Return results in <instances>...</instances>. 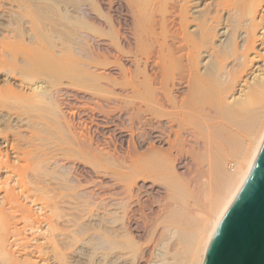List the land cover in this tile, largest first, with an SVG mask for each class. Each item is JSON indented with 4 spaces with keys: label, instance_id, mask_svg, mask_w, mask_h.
Instances as JSON below:
<instances>
[{
    "label": "bare ground",
    "instance_id": "1",
    "mask_svg": "<svg viewBox=\"0 0 264 264\" xmlns=\"http://www.w3.org/2000/svg\"><path fill=\"white\" fill-rule=\"evenodd\" d=\"M92 1L94 2L95 0ZM3 2L4 1L0 0L1 7ZM150 3L151 5L147 3V5H149L148 9L151 10L150 12L148 10V12L150 14L152 13L150 18H153L154 28L151 27L148 32L143 31L141 38L137 39L135 42L137 53L140 52V55L136 54L135 60L137 59L136 61L140 62V65L141 63L143 64V69L140 68L139 64L137 65L139 70H141L142 73L144 72V75L142 74L143 78L139 76L134 77L133 73L131 78H134L129 82L131 88L134 90L133 92H136L135 95L137 94L139 98V101L137 103L135 102L136 106L133 105V100V103H129V98L127 99V97H125L128 100L127 103L132 104L134 108L124 109L127 105V103H124L125 106L122 108L124 110L121 109L111 114L116 111L114 110L110 113L111 115L96 112L99 113L96 118L92 117L96 113L88 107L77 111L79 114L85 113V116L91 119L90 122L88 121L89 123L86 122L85 127L87 124L90 126L93 119L95 122H93L91 126L101 128V130L104 131H112L117 135L120 142L118 145L121 149H123V143H126L127 149L124 148L125 150L123 149L124 152H122L124 155L128 152L138 153V151H141L143 148L148 150L149 160L143 165L139 163V160H133L130 165L126 164L125 160L115 159L113 153L118 155L123 154L116 152L115 146L112 148L109 147L112 143L109 137H105L103 143H99L100 141H95V137L93 138L87 130L84 132L83 129L84 134L79 132L75 122L77 120L74 121L73 119L78 113L69 110L67 104L70 100L77 99L83 101L87 99L86 101L90 103L91 100L89 101V97L96 99L92 96L93 93L85 94V90V93L71 91L66 85L57 86V83L45 86L42 85L44 84L42 82L39 84L37 79H32L26 72H30L35 65L46 66L48 59L51 57L53 59L54 54L52 51L50 52L48 49L35 43V48L39 47L40 49L35 52L33 51V54L40 56L41 61L38 62L35 56L32 57L33 59L31 58L32 61L25 58L23 50L24 47H26V43L30 40V37L28 36L29 40H27L23 35V33L25 34V30L20 20H18L19 22H15L16 32L14 33L16 34L12 38L8 35L10 39H3L6 37L4 35L5 28L3 29L2 26H0V101L3 104L4 100L8 99L9 101V99H13L30 103V105L34 102L43 104L47 109L46 111L48 113L50 111L53 117L51 121H54L55 124L57 123L58 126H56L63 132V134H60L66 137L63 139L61 137L62 140L59 138L62 144L66 146H63L66 152L68 149L71 151L72 149L69 145L74 144L73 146H76V152H84L85 156L89 157L88 159L97 160L101 156L102 160L105 159L107 163H109L108 159L114 160L113 163L117 162L118 165L117 163L114 164L116 167L114 166L112 173L115 174L114 176H110L112 179L108 178V172H106L108 173L106 174L100 169L102 173L98 168V170H95L97 171L96 175L100 181L111 182L110 185L106 184V186H102L103 192L101 193L109 191L115 195V197L111 199L110 197H102L99 203H108L107 205H109L110 201L115 202L121 209L124 217L122 225V229L124 230L123 233L112 234L107 231H102L100 233L90 232L91 227L89 226V229L83 228L78 221V217L73 218L70 217L72 213L63 212V206L59 205L61 201L57 200L56 197L58 196L55 197L52 193L54 191L53 188L47 187V189H43L42 187L38 188L40 187L38 185V187L34 185L36 187V189H34V195L32 191V195L26 194V189L25 193L23 192L26 194L25 197L24 194L20 196L29 199L31 204H34V207L37 206L35 208V210H38H36L37 213H42L38 214L44 217V227L42 224V226L39 225L41 229L37 226H32L30 229H27L30 230V237L32 235H38L37 237L41 236L40 241L34 236L31 237L34 243H30L28 246L26 245L27 248H30V251H27L24 256H15L11 250L9 238L4 236L3 233L7 230V223L6 216L3 210L0 209V264H62L66 261L71 248L77 242L84 240V234L86 233L89 239L93 238L98 241V243H96L97 246L94 248L92 247L93 244L90 245L93 248L91 253H97L98 255L100 252L98 253L97 251L103 250L104 252L102 251V255H106L108 252L111 253V251H123L132 259L133 263L131 262V264H147V259L151 254L152 244H142L138 242L137 239L147 237L153 238V241H157L163 234L166 236V231L171 233V229H174L179 236L175 246L172 251H170V258L172 259L171 264H203L207 247L222 217L244 185L255 162L259 147L264 140V18L260 15L264 12V0H154L152 2L150 0ZM21 4H17L18 8ZM84 4H78V12L86 10ZM150 7L152 8L150 9ZM145 10L147 11V9ZM148 12H146V17L150 15ZM21 20L23 21V19ZM150 21L149 19V22H147L153 23ZM12 23L14 24V22ZM138 23L137 21V29L141 31V25ZM15 27H13V30H15ZM22 30H24L23 33ZM72 33L74 32L72 31ZM82 35L84 36L83 33ZM89 38H91V36ZM119 38L123 37L118 36L117 43H121ZM81 39L82 38H77V42L83 41V39ZM66 40L68 39L66 38ZM83 43L87 44L86 41ZM89 43L96 48L101 47L102 49H105L107 45L102 40L98 39H94L93 41L89 40ZM46 45L48 48L52 47L48 43ZM80 46L83 45L81 44ZM88 48L89 47H87V49ZM68 50L70 52L72 51V56L73 53L80 55L78 46L73 47L75 52L70 48L65 49V51H67L66 54ZM132 65L134 67V64ZM107 74L108 73H106V75ZM18 78H21L22 81L18 80ZM28 78H30L32 82L28 83L30 87L28 89L29 92H25L26 90L21 86V83ZM90 78L91 77H89V79ZM118 80H121V78ZM15 81L18 83H15ZM97 83H100V81ZM93 84L92 86H94ZM99 85L102 84H98V88H100ZM104 88H100V90ZM91 90L93 91L94 89L91 88ZM107 90H109V88ZM95 95L97 96L98 94H94V96ZM100 96H102V94ZM114 97L115 95L113 98ZM113 98L108 99V102ZM117 99L119 100L117 101ZM115 100L119 103L120 98H116ZM122 103L123 100L121 104ZM100 105L102 106V103ZM105 105H107V103L104 104V107ZM127 106L129 107V105ZM9 117H7V119ZM124 120L127 121L124 122ZM118 122H120L121 125H119L120 123ZM40 123L41 122H39V124ZM125 123L128 126L130 125L129 123L132 125L134 123V129L132 130L131 128L130 131V127L127 128L128 126H126ZM11 124H13V122ZM24 124H26V122ZM31 125L29 123V127ZM47 127L48 126H46V129H48ZM42 129L43 128H41L40 131ZM6 130L8 131V129ZM48 132H50V130H48ZM1 135L5 134H3V131L0 129V136ZM54 135L51 136L52 139L55 137ZM70 137L73 138L72 141ZM52 139L50 140L52 141ZM33 140L36 141V137ZM11 141L1 140L0 142V144H4L1 147L5 148L3 151V148H0V166L5 167V170L10 168L13 163L12 161H16L15 155L13 156L14 153L10 155L12 150L8 152L12 145L10 144ZM28 141L23 143H27ZM31 144L33 143L31 142ZM34 144L33 146H35ZM56 146H58V144ZM39 147L37 149H39ZM44 148L47 147L44 146ZM55 148H53L52 151L59 150V152L65 156L64 158H66V161H62V159L60 161L58 157H54L56 154L54 153L53 156L51 155L52 157L48 156L50 160L52 159L53 165L59 166L60 169L61 167L62 169L73 167V163L67 160L73 157L74 154H72L71 157L67 156L69 157L67 159L66 155L69 152L66 153L64 151L66 154H63L64 152H61L62 147L60 148L61 150ZM12 149H14V146ZM94 150H98L97 153H99L100 156H96L95 153H93ZM103 150L107 152H102ZM118 150L120 151V149ZM73 151H75V148ZM45 152L47 153V151ZM41 156L43 157V155ZM58 156L61 155L59 154ZM34 157L36 158L37 156ZM124 157L125 156H123V158ZM137 157L139 158V154ZM47 160L49 159L47 158ZM41 162L43 163L44 160ZM37 163H35L36 166ZM39 163L38 166L44 165V163L43 165L41 163L39 165ZM113 163L111 165H113ZM88 164L89 166H91V164L92 166H97V164L92 162ZM198 167H204L205 170L203 174L205 175L206 172V175L210 176L211 180L202 181L201 179L203 178L200 176L193 177L190 175L193 178L188 179L186 182L187 175L185 176L184 173L194 168L198 169ZM59 168L54 169V171L57 169L59 170ZM62 169L60 175L56 174L53 176L52 174L50 178L54 179L53 177L56 178L57 175L61 177V174L64 173V169ZM11 171L13 172L12 169ZM35 171L36 170H34V172ZM40 171L39 173L37 172V176L41 174ZM46 171L47 170L43 171L41 176H39L44 177L47 173ZM27 172L28 171L25 173ZM50 172L52 171L50 170L49 173ZM58 172H60V170ZM49 173H47L48 177L45 175L44 179L49 178ZM28 174L25 176H28ZM66 175L68 174L64 176L66 177ZM204 175L202 177H204ZM17 176L18 175H16V177ZM64 176L63 179L65 178ZM184 176L186 178H184ZM31 177H29V180L27 178L28 184ZM106 178H108V180ZM63 179L61 178V180ZM64 181L65 183L63 184L67 188H72L70 184L73 183V179L71 177L67 176ZM41 182H43V179L40 182L38 181V183ZM44 182L46 183V180ZM49 183L51 184L52 182ZM59 183L60 187L61 182ZM17 184L21 187L18 189L20 193L22 192L21 189H23V183L17 181ZM31 184L32 183H30V185ZM30 187H32V185ZM63 187H60V189ZM78 192L77 195H82L81 197L85 199V191L79 190ZM56 193L54 192V194ZM95 193L97 194V192ZM64 194L66 195V193ZM5 198L7 202L12 200L10 193H6ZM91 198L93 200V196ZM86 199H89V197ZM37 200L40 204L37 203ZM63 201L64 200H62V202ZM97 201L93 202L88 200L85 204L90 206L91 204H97ZM25 217V219H22L24 222L29 216L25 215ZM61 218H64V221H60ZM80 218L82 219V217ZM106 221L110 222L108 220ZM106 228L109 229L110 227ZM112 231L113 230H111V232ZM22 234L25 235V233ZM161 240L163 239H160V241ZM87 242L90 241L87 240ZM91 243L93 242L91 241ZM17 245L18 244H15L13 246L16 247ZM26 246H24V248ZM17 250L19 251L20 249ZM182 252H184V255ZM102 255L100 253V256ZM107 256L109 255L107 254Z\"/></svg>",
    "mask_w": 264,
    "mask_h": 264
},
{
    "label": "rangeland",
    "instance_id": "2",
    "mask_svg": "<svg viewBox=\"0 0 264 264\" xmlns=\"http://www.w3.org/2000/svg\"><path fill=\"white\" fill-rule=\"evenodd\" d=\"M2 1H4V2H3L2 7L0 6V26H2L3 29L5 28L4 29L5 33L4 32L3 33L7 37V38L5 37L3 39L4 40L10 39V37L12 38L16 34V33H14V32H16L15 22H19L18 20H20V22L23 24V27H24L23 29L25 30V34L23 33L24 30H22L23 35L25 36V38L27 40L30 39L26 43V47H24V50H23L24 57L31 60V58L33 56H35V58L37 59L38 62L41 61L40 56L33 54V51L35 52V51L40 49L39 47L35 48L36 44H39L41 47L48 49V51H50V52L52 51V53L54 54L53 59H52V57L48 59L46 66L35 65V67L32 68L30 70V72H26V74L28 73V75L30 77H32V79L34 78V80L37 79L39 84H41L40 82H42V83H44L42 85H45V86H47L48 84H52V83H55V84L57 83V86L66 85L67 88H69V90H71V91H75V92L79 91V92H83V93L86 92L85 94L93 93L92 96L96 98V99H94V98L89 97V101L91 100L90 103L86 101L87 99L84 101L80 100V99L70 100L67 104L69 110H72V112L78 113L77 111H80L81 109H85L86 107H88L90 110H92L95 113L100 112L101 114L109 115L114 110H116V111H114L111 114H114L115 112H118L119 110L124 108V106L128 100H129V103H133V101H134L133 105H135V102L137 103L139 101L137 94L135 95L136 92L135 93L133 92L134 90L131 88L129 82L136 76L143 78V75H144V72L142 73L141 70H139L138 65H137V64H139L140 68H142L143 64L141 63V65H140V62H137L136 61L137 59L135 60L136 54L140 55V52L137 53L138 51L135 47V42L137 39L141 38L143 31L148 32V30H150L151 27L154 28L153 18L152 19L150 18L152 13L150 14L149 12L151 10L148 9L149 5H151L150 0H95L94 2L92 0L91 1L90 0H81V1H78V0H21V1H19V0L18 1L17 0L16 1L2 0ZM152 1H154V0H151V2ZM66 2H69V3H66ZM18 3H20V4L22 3L19 8L17 6ZM80 3L81 4L85 3L84 5H85V9L87 11L85 10L82 12H78L77 8L79 7L78 4H80ZM147 3H149V5H147ZM151 8L152 7H150V9ZM145 9H147V11ZM148 10H149V12H148ZM146 12H148V14H150L149 16H147L148 18L146 17V15H147ZM15 13H17V14H15ZM1 14H3V15H1ZM260 15L264 18V12H262ZM21 19H23V21ZM149 19L151 20L150 22H153V23H148ZM11 21L14 22V24ZM137 21L139 22L138 24L141 25V31L139 29H137ZM10 25L15 27V30H13L14 28ZM61 29H62V31H61ZM72 31L74 33H72ZM38 32H39V34H38ZM80 32H82L84 34V36ZM8 35L10 37H8ZM32 35H33V37H32ZM62 35H64L65 37ZM90 36H91V38H89ZM118 36L123 37V38H119L121 43H117ZM62 38L64 41L62 40ZM66 38L68 40H66ZM77 38H82L83 41H80L81 43L78 41L79 42L78 43ZM94 39L102 40L108 46L106 45L105 49H102L101 47L96 48L92 44L89 43V40L93 41ZM73 41H74V43H73ZM84 41H86L87 44L83 43ZM46 42L49 45H51L52 47L48 48L46 45L47 44ZM75 43L76 44L78 43V44L76 45ZM79 44L80 45L82 44L83 46L84 45L85 46L83 47V46H80ZM61 46H63V47H61ZM75 46L79 47L80 55L73 53V56H72L71 55L72 51L70 52L69 50H68V53H67L68 55H67L66 54L67 51H65V49L70 48L71 50H73V47H75ZM85 47H86V49H87V47H89V48L86 50ZM92 49H94V50H92ZM74 50H73V52H75ZM63 51L65 52V54ZM142 54H141V56H142ZM129 61L131 64L129 63ZM132 64H134V67ZM133 68H134V70H133ZM101 69H104V70H101ZM106 73H108V74L106 75ZM133 73H134V77L131 78V76H133ZM92 76H94V77H92ZM89 77H91V78L89 79ZM120 78H121V80H118ZM43 79H44V81H43ZM18 80L22 81L21 78L20 79L18 78ZM46 80H48V81H46ZM93 80H94V82H93ZM17 81H15V83ZM99 81H100V83H97ZM112 81H114V82H112ZM29 82H32L30 80V78L24 80L21 83V86L24 88V90H26L25 92H29V90H28L30 88L28 85ZM104 82H106V83H104ZM93 83H95V84H93ZM92 84L94 86H92ZM98 84H102V85H99L100 88H104V87L105 88L100 90V88H98ZM48 86H50V85H48ZM91 88L94 90L92 91ZM108 88H109V90H107ZM84 90H85V92H84ZM96 90L99 92H97ZM105 91H107V92H105ZM117 92H119V93H117ZM94 94H98V95L94 96ZM101 94H102V96H100ZM124 94H125V96H124ZM114 95H115V97H114L115 99L120 98L119 103L117 102L119 99H117V101H116L113 98ZM128 95H130V96H128ZM107 96L114 99V100L113 99L109 100V102L111 101L112 103L108 102V99H110V98H108ZM122 97H123V99H122ZM125 97H127V99L128 98L129 99L127 100ZM132 97L133 98L136 97V98L133 99ZM92 99L95 101H93ZM102 99H105V100H102ZM6 100H7V103H6ZM6 100L3 101V104L0 101V109H1L0 110V129L3 131V134H5V135L0 136V142H1V140L2 141L8 140L9 142L12 140L10 143L12 145L10 146L11 148L9 147L10 150H8V152H10L12 150L10 152V155L12 153H14L13 156L15 155L16 161L15 162L12 161L13 163L10 166V168L6 169L8 171L5 170V167L0 166V209L3 210L4 215L6 216V223H7V230H6V232L4 231L3 233H4V236L9 238L8 239L9 244L11 245V250L14 253V255L17 257L24 256L27 251H30V248H27V246L30 243H34L33 240L31 239V237L34 236L35 238L39 239V241H40L41 236L37 237L38 235L37 236L32 235L30 237L29 236L30 230H27V229H30L32 226L33 227L37 226L38 228L40 226H42L44 217L40 215L42 213H40V212H38L40 214L37 213V211H38L37 209H36L37 211L35 210V208L37 206L34 207V204H31L29 199L24 198L26 194H30V195L33 194L34 195L35 194L34 189H36L35 186H37V185L40 186V187L37 186L38 188L42 187L43 189H47V187L53 188L54 191L52 193L55 197L58 196V197H56L57 200L61 201L59 205L63 206V212L64 213H67V212L72 213L70 217H73V218L78 217L79 218L78 221L81 223L83 228L87 229L89 226L91 228L93 227L92 229L90 228V232L100 233L102 231H107L108 233H112V234L113 233H123L124 230L122 229V225L124 222V217H123V213H122L121 209L118 207V205H116V203L112 202V201L109 202L110 203L109 205H107L108 203H106V204H100L99 203V200H101L102 197H110V199L115 197V195L109 191L106 193H101V192H103V187L106 186V184L110 185L111 182L110 181L109 182L100 181L96 175L97 171H95V170L101 169L105 173L108 172L109 174L108 173H106V174H108L109 175L108 178H110V176H114V174H115V173L114 174H112V173H113L114 166L116 167V165H114V164H116L117 162L113 163L114 160L108 159L109 163H107V161H105V159L102 160V157L100 156V154L97 153L98 150L97 151L94 150L93 153H95L96 156H100L99 159H97V160H92L91 158L88 159L89 157H86L84 152H82L83 154L78 150H77L78 152H76V146H73L74 144L69 145V147H71L72 150L69 151L70 149H68L67 152H69V153H67L66 149L64 148L66 146L64 144H62V142L60 141L66 137H65V135H61V134H63V132L58 129L59 127H57L58 126L57 123L55 124L54 121L53 122L51 121V120H53V117L51 116L50 111H49V113L46 111L47 109L43 104L38 103V102H34V103H31L32 105H30V103H26V102H22V101L20 102V101L13 100V99H12L13 101L11 99H9L10 102L8 101V99H6ZM122 100H123V103L121 104ZM130 100L131 101L133 100V101L131 102ZM113 101H114V103H113ZM94 102H95V104H94ZM96 102H98V103H96ZM101 103H102V106L100 105ZM103 103L104 104L107 103V105H105V107H104ZM23 104H25V105H23ZM33 104H34V106H33ZM97 104H98V106L99 105L100 106L98 107ZM40 105H41V107H40ZM127 105H129V107ZM127 105L125 106L124 109H127V108L130 109L131 107L134 108V106L132 104L127 103ZM25 106H26V108H25ZM35 106H38V107H35ZM124 109H122V110H124ZM103 110L105 113L103 112ZM8 113H9V115H8ZM98 114L99 113H96L92 117L96 118L98 116ZM37 116H38V118H37ZM7 117H9L8 118L9 120L7 119ZM73 119H74V121L77 120V121H75L77 124V128H78L77 130L79 132H81L82 134H84L83 129H84V132H86V130H87L89 132V134L91 136H93V138L95 137L94 138L95 141L98 140V141H100L99 143H103V139L105 137H109L112 140V143L109 147L112 148L115 146L116 152L122 153L125 150L124 148L127 147L126 143H123L122 148L124 150L120 148V146L118 145V144H120V142L117 138V135L114 132L107 131V130L104 131V130H101V128H95L94 126H91L93 124V122H95V120H93V119L91 122L92 124H90V126L87 124V126L85 127L86 122L89 123L91 120L89 117L85 116V113H81V114L78 113L75 115V117ZM113 119H115V118H113ZM127 120H124V122ZM12 122H13V124H11ZM25 122H26V124H24ZM39 122H41V123L39 124ZM29 123H30V125L32 124L30 127H29ZM118 123H120V122H118ZM42 124H43V127H42ZM129 124H130L129 126L127 124H126V126H128L127 128L130 127L129 129L131 131V128H132V130L134 129V127H133L134 123H133V125L131 123H129ZM10 125H11V127H10ZM38 125L40 128L38 127ZM119 125H121V123ZM46 126H48L47 127L48 129H46ZM44 127H45V129H44ZM37 128L39 131L37 130ZM41 128H43V129L40 131ZM6 129H8V131ZM48 130H50V132H48ZM43 131L44 132L47 131L46 133H48V134L44 133ZM49 133H50V135H49ZM53 135L55 137H53V139H52L51 136H53ZM56 135L58 138L56 137ZM34 136L36 137V141L33 140V139H35ZM61 137H62V139H61ZM37 138H38V141H37ZM54 138H57V139H54ZM59 138H60V140H59ZM70 138H72V137H70ZM28 139H29V141H28ZM30 139H31V141H30ZM50 139H52L53 142ZM57 140H58V142H57ZM72 140H73V138L71 139V141ZM26 141H28V142L23 143ZM31 142L33 144L38 142L39 144L36 143L37 145L34 144L35 146H33V144H31ZM51 142H52V144H51ZM54 142L56 145L58 144V146L59 145L60 146L59 147L56 146L54 144ZM60 142H61V144H60ZM14 144H16V145H14ZM3 145L4 144H0V148L1 149L3 148L2 151L5 150L4 147H1ZM40 145H42L43 147ZM13 146H14V149H12ZM44 146L47 147L49 150L47 148H44ZM38 147H39V149H37ZM52 147L53 148L57 147L55 149H58V148L60 149L62 147L61 148L62 150L61 149L60 150H61V152L65 151L67 153L66 157L67 156L71 157L72 154H74L73 157H71V158L67 157V159L69 158L67 161L72 162L74 165L73 167H70V168L68 167L67 169L63 168L64 169L63 170L62 167L60 166L61 169L63 170V172L65 174H68V175H66V177L68 176V177H71L73 179V181H72L73 183L72 184L69 183L70 185H72V188H69V187L67 188L63 184V183H65V181H64V179L66 178L64 176L65 174L62 173L61 174L62 176L58 177L61 173V169L59 168V166L57 167V166L53 165L52 159L50 160V158L48 157V156L52 157L53 154L56 153L54 155V157H58L60 159V161H61V159H62V161H66V158H64L65 156H63L62 153L59 152V150L56 151L54 149L55 151H52L53 150ZM73 147L75 148V151H73V149H74ZM40 148H41V150H40ZM63 148H64V150H63ZM32 149H34V150H32ZM118 149H120V151ZM45 151H47V153ZM65 152L63 154H66ZM102 152L106 153L107 151L103 150ZM127 152H128V150H127ZM78 153H79V155H78ZM31 154H32V156L33 155L37 156L36 158H38V159H36L34 156L32 157ZM59 154L61 156H58ZM138 154H139V158L137 157ZM41 155H43V157ZM123 156H125L124 157L125 159L123 158ZM130 156H132V157H130ZM46 157L49 160H47ZM80 157H81V159H80ZM113 157L117 160H122V161L125 160L126 164H130V165H131L133 160H139V163H141V165H143L144 163H146L149 160L148 150H145L144 148L141 151H138V153L128 152L125 155L124 154L118 155L116 153L115 154L113 153ZM17 158L19 161L17 160ZM20 160H21V162H20ZM43 160H44V162H43L44 165L41 162ZM72 160H74V161H72ZM27 161H28V163H27ZM84 161H86V162H84ZM22 162H24V163H22ZM37 162L38 163L40 162L43 166H38ZM91 162L97 164V166L96 165L92 166V164H91V166H89L88 163H91ZM98 162H100V163H98ZM127 162H129V163H127ZM35 163H37V166ZM40 163H39V165H40ZM83 163H85V164H83ZM112 163H113V165H111ZM30 164H32V165H30ZM107 164H109V165H107ZM117 165H118V163H117ZM95 166H96V168H95ZM30 168H34V169H30ZM56 168H59L60 172H58L59 171L58 169H57L58 171L55 170L56 171L55 172L54 169H56ZM71 168H72V170H71ZM11 169L13 170V172L11 171ZM34 170H36V171L34 172ZM42 170L43 171L47 170L46 171L47 173H49L50 170L52 172L53 171L54 172L53 173L50 172L51 174L49 173V178L44 179L45 175H46V177H48V175L46 173L44 175V177L43 176L40 177L42 172H43ZM204 170H205L204 167H202V168L198 167V169L194 168L193 170L188 171L187 173L185 172L184 173L185 176L187 175L186 176L187 178L184 176V178H186L185 181L187 182L188 179H192L193 177H196V176H200L201 178H203V179H201L202 181L211 180L210 176L206 175V172H205V175L203 174ZM26 171H28V172L25 173ZM31 171H33V172H31ZM39 171L41 172V174H39L40 176L38 175L39 176V178H38L37 174L39 173ZM10 173H11V175H10ZM28 173H30L31 175ZM33 173H34V175H33ZM27 174L29 177L33 176V177H31L29 184L27 183L28 182L27 178H28V180L30 178L28 176H25ZM52 174H53V176L56 174H59V175H57L56 178L53 177L54 179H52V178H50V175L52 177ZM202 174L204 175V177H202L203 176ZM13 175H14V177H13ZM16 175H18V176L16 177ZM190 175L193 177H191ZM63 176L65 177L64 179H63ZM41 178L43 179V182L38 183V181L40 182L42 180ZM61 178L63 180H61ZM108 178H106V179L108 180ZM49 179H50V181H49ZM110 179H112V178H110ZM45 180H46V183L44 182ZM14 181H16V182H14ZM17 181L23 183L22 187L24 190L21 189L22 192H20L22 194L19 193L20 190H18V189H20L21 187H20V185L17 184ZM48 181L52 182L51 184H53V185H51ZM36 182H37V184H36ZM59 182H61L60 187L64 186L63 187L64 189L63 188L60 189V187H59L60 183ZM30 183H32L31 184L32 187H30L31 186ZM26 185H28V186H26ZM56 185H57V187H56ZM12 188H14V189H12ZM26 189H27V192H26V194H24ZM65 189H67V190H65ZM79 190L85 191V199L83 197H81L82 195L81 196H79V194L77 195V193H79L78 192ZM31 191H32V194H31ZM54 192L55 193L57 192V193L54 194ZM95 192H97V194ZM6 193H10V195L12 196V200L10 202H7V200L5 198ZM64 193H66V195ZM23 194H24V197L23 196L21 197L20 195H23ZM92 196H93V200L91 198ZM88 197H89V199H86ZM62 200H64L65 202L64 201L62 202ZM68 200H70V201H68ZM86 200L87 201L91 200L93 202L94 201L96 202L97 200L98 201H97V204L95 203V204H91L90 206H88L85 204L87 202ZM37 203L40 204V202L38 200H37ZM63 203H65L66 205ZM83 203H84V205H83ZM82 205H83V207H82ZM69 206H70V209H69ZM71 207H73V208H71ZM35 212L37 213V215ZM198 212H199V210H198ZM23 213H25V214H23ZM25 215H28L29 219L27 218L26 220H28V221L25 220V222H24V220H22V219L26 218ZM74 215H76V216H74ZM80 217H82V219ZM80 219L82 222L80 221ZM106 220H108L110 222H107ZM36 221H37L38 225L36 224ZM60 221H64V218H61ZM39 223H41V224H39ZM83 223H85L86 225ZM103 225H105V226L102 227ZM43 227H44V224H43ZM106 227H108V228L110 227L111 229L110 228L107 229ZM72 228H74V227H72ZM39 229H41V227ZM92 230H94V231H92ZM111 230H113V231L111 232ZM169 231H170V229H169ZM170 232L171 233L166 231V236H165V234H163L157 241L156 240L153 241L152 240L153 238H147V237H144L143 239H137L138 242H140L142 244H145V243L146 244H148V243L152 244V250H151L150 256L148 257L149 260L147 259V264H171L172 263V259L170 258L171 257L170 251H172V249L175 246L179 236L174 231V229H171ZM22 233H25V235L28 238L25 235H23ZM167 233H169V234H167ZM19 239H21V240H19ZM160 239H163V240L160 241ZM87 240L90 242H87ZM91 241L93 243H91ZM96 243H98V241L96 239H93V238L89 239V237H87V233L84 234V240L77 242L71 248L66 261L62 264H131V262L133 263L130 256L126 255L123 251L122 252H116L115 251L116 253L112 252V251H111V253L108 252L107 254L109 256H107V254L102 255L103 250L97 251L98 253L100 252L102 256H100V253L98 254L99 256L97 255V253H95L96 255L91 253L92 249L95 246H97ZM15 244H18V245L15 247V246H13ZM22 245H24V246L27 245V246L24 248V246H22ZM90 245H92L93 248ZM19 246H22L23 248L19 247ZM17 249H20L21 251L20 250L18 251ZM182 253L184 255V252H182Z\"/></svg>",
    "mask_w": 264,
    "mask_h": 264
},
{
    "label": "water",
    "instance_id": "3",
    "mask_svg": "<svg viewBox=\"0 0 264 264\" xmlns=\"http://www.w3.org/2000/svg\"><path fill=\"white\" fill-rule=\"evenodd\" d=\"M203 264H264V140L207 247Z\"/></svg>",
    "mask_w": 264,
    "mask_h": 264
}]
</instances>
